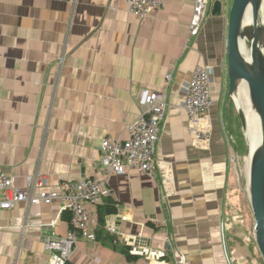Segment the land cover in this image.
Masks as SVG:
<instances>
[{
  "label": "crops",
  "instance_id": "1",
  "mask_svg": "<svg viewBox=\"0 0 264 264\" xmlns=\"http://www.w3.org/2000/svg\"><path fill=\"white\" fill-rule=\"evenodd\" d=\"M210 10L192 38L191 0H169L146 21L127 0H0V168L17 187L37 170L52 190L94 177L103 139L126 140L142 89L162 90L174 70L156 178L131 171L109 179L116 214L122 209L120 242L151 239L162 254L130 262L79 235L70 264H264L253 213L238 212L232 186L228 14ZM197 66L213 69L202 124L209 136L200 141L185 110ZM63 216L60 201L0 209V264H49L46 239L71 231Z\"/></svg>",
  "mask_w": 264,
  "mask_h": 264
},
{
  "label": "built area",
  "instance_id": "2",
  "mask_svg": "<svg viewBox=\"0 0 264 264\" xmlns=\"http://www.w3.org/2000/svg\"><path fill=\"white\" fill-rule=\"evenodd\" d=\"M169 0H127L130 14L141 20L153 19ZM194 13L191 20L190 37H198L209 15L211 0H191ZM174 70L165 76L166 86L160 91L142 89L139 97L140 114L136 121L128 123L126 140L106 137L102 141L99 170L94 177L82 181L65 180L58 190L47 187L46 176L37 170L27 177V184L20 188L15 185L14 177L0 168V209L11 210L19 203L51 205L60 201L63 211L72 215L71 230L66 237L46 239V249L52 253L49 264H70L71 256L77 247L78 234L89 241H96L97 208L104 196L111 195L109 179L123 176L131 171L143 173L155 179L159 170L157 149L161 139L162 125L168 110V88L173 79ZM212 73L207 66H197L187 87L185 110L189 118V130L197 141L207 139L209 134L202 129L207 113L213 106ZM232 158V174L237 164ZM165 167L164 175H169ZM234 176V174H233ZM237 178V177H236ZM234 180V177H233ZM237 182V179H236ZM238 185H235V197ZM241 190V187H239ZM111 232V231H110ZM157 264H167L158 262Z\"/></svg>",
  "mask_w": 264,
  "mask_h": 264
},
{
  "label": "water",
  "instance_id": "3",
  "mask_svg": "<svg viewBox=\"0 0 264 264\" xmlns=\"http://www.w3.org/2000/svg\"><path fill=\"white\" fill-rule=\"evenodd\" d=\"M264 0H232L227 26L226 50H227V76H228V102L232 101L237 109L242 123L244 136L246 137V114L239 109L233 94L243 83L249 88L252 102L260 115L262 128V139L258 147L253 151L248 143V157L246 162L247 170V189L246 194L249 198L253 217L255 220V238L258 248L264 259V25H262V8ZM252 9L254 26V54L252 64H246L242 59L239 50L240 30L244 16L248 8ZM224 14V3L222 0H214L212 6V16L222 17ZM229 112L227 109V119L229 122ZM251 159L250 164L248 160ZM249 167V173H248ZM122 209L119 214L111 215L107 218V228L115 236L120 234ZM130 225L128 226V228ZM140 239L125 241V245L132 247L134 255H149L156 257L162 254L157 249H152V240L145 239L144 244H140Z\"/></svg>",
  "mask_w": 264,
  "mask_h": 264
},
{
  "label": "bare ground",
  "instance_id": "4",
  "mask_svg": "<svg viewBox=\"0 0 264 264\" xmlns=\"http://www.w3.org/2000/svg\"><path fill=\"white\" fill-rule=\"evenodd\" d=\"M262 25H264V4L262 8ZM254 26H253V13L251 7L248 8L242 27L240 30V40H239V50L242 59L246 64H252L253 54H254ZM264 53V45H263ZM251 66V65H250ZM233 99L235 100L239 109L243 110L246 114V137L248 139L249 145L254 151L261 142L262 139V128L260 122V115L253 105L252 97L249 92L248 85L243 83L238 90L233 94ZM251 159L248 160L250 164ZM249 173V167H248Z\"/></svg>",
  "mask_w": 264,
  "mask_h": 264
},
{
  "label": "trees",
  "instance_id": "5",
  "mask_svg": "<svg viewBox=\"0 0 264 264\" xmlns=\"http://www.w3.org/2000/svg\"><path fill=\"white\" fill-rule=\"evenodd\" d=\"M211 5H213L212 2H211ZM211 5H210V9L212 8ZM209 13L211 14V10L209 11ZM229 109H230L229 113L231 115V107H229ZM229 117H230L229 127H230V132L232 135V139H233L234 150L237 153H240V150L244 148V145H245V140H244L243 131H242V123H241V120L238 114L235 115L234 118L231 116ZM246 152L247 151H245V153ZM117 206L118 204L113 199L112 195L104 196L102 203L98 206L97 208L98 224H97V227L95 228L96 242H98L104 247L112 248L114 251H117L121 253L123 256H125L128 261L134 262V261L139 260L140 257L132 254L131 248L124 246L120 242L118 237L113 235L106 228L107 218L117 213L118 211ZM63 217L69 223L70 229L74 230V228L71 225V219H72L71 213L69 211H64ZM153 227L155 226L153 225ZM79 235L81 234H78V236Z\"/></svg>",
  "mask_w": 264,
  "mask_h": 264
},
{
  "label": "rangeland",
  "instance_id": "6",
  "mask_svg": "<svg viewBox=\"0 0 264 264\" xmlns=\"http://www.w3.org/2000/svg\"><path fill=\"white\" fill-rule=\"evenodd\" d=\"M225 1H227V0H225ZM211 2L213 4L214 0H211ZM231 2H232V0H230V2H228V6H227L226 2L224 3L225 4V10L224 11H225V13L227 12L228 15H229L228 9L230 10ZM212 6L213 5H211V7ZM239 86H241V83ZM229 107H231V115H230V113L228 115L234 118V116L237 115L238 112H237V109H236V107L232 101L229 102ZM226 116H227V114H226ZM242 131H243V128H242ZM243 136H244V132H243ZM244 140H245V145H244V148H242L240 150V153H237L234 150L233 139H232V141H230L232 157L237 158L236 159V164H237L236 170L237 171H235V173H233L234 174V176H233L234 180H233L232 186L234 187L235 185H238V187H237L238 190H236L237 191L236 192V194H237L236 198L239 199V203L237 205V207H238L237 210H239L238 212L250 213V212H252L251 205L249 202V198L246 194V189H247V171H246L247 160L246 159L248 156L245 158L246 153H247V152L245 153V151H247V149H248V143L249 142L246 140L245 136H244ZM236 179H237V182H236ZM239 187H241V190Z\"/></svg>",
  "mask_w": 264,
  "mask_h": 264
}]
</instances>
